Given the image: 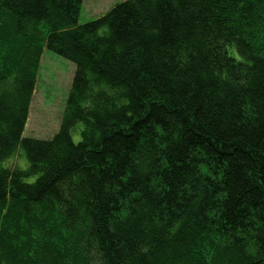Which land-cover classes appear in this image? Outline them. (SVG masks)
<instances>
[{
  "label": "trees",
  "instance_id": "trees-1",
  "mask_svg": "<svg viewBox=\"0 0 264 264\" xmlns=\"http://www.w3.org/2000/svg\"><path fill=\"white\" fill-rule=\"evenodd\" d=\"M83 2L0 0V264H264V0ZM45 48L76 66L50 140Z\"/></svg>",
  "mask_w": 264,
  "mask_h": 264
},
{
  "label": "rangeland",
  "instance_id": "rangeland-1",
  "mask_svg": "<svg viewBox=\"0 0 264 264\" xmlns=\"http://www.w3.org/2000/svg\"><path fill=\"white\" fill-rule=\"evenodd\" d=\"M126 0H84L79 17V25L92 22L107 14L116 4ZM76 66L71 61L44 49L39 63L36 89L31 103L30 114L24 137L40 140L52 139L60 129L69 91L72 86ZM83 125L73 130L75 142L81 139ZM5 166L27 170L29 160L23 150H18ZM36 178L29 180L34 182ZM2 221V217H0Z\"/></svg>",
  "mask_w": 264,
  "mask_h": 264
}]
</instances>
